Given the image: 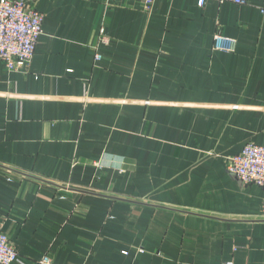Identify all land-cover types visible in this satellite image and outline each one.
I'll return each instance as SVG.
<instances>
[{"label": "crops", "instance_id": "crops-1", "mask_svg": "<svg viewBox=\"0 0 264 264\" xmlns=\"http://www.w3.org/2000/svg\"><path fill=\"white\" fill-rule=\"evenodd\" d=\"M248 2L37 0L30 72L0 62L14 264H264V189L227 169L264 146V0Z\"/></svg>", "mask_w": 264, "mask_h": 264}, {"label": "built area", "instance_id": "built-area-1", "mask_svg": "<svg viewBox=\"0 0 264 264\" xmlns=\"http://www.w3.org/2000/svg\"><path fill=\"white\" fill-rule=\"evenodd\" d=\"M207 1L199 0V5L203 7ZM216 1L220 4L229 2L239 6L249 4L248 0ZM154 3L155 0H145V8L150 11ZM36 4L37 0H0V62L9 72H30L39 40L44 32L45 16L37 10ZM102 39L108 41L105 34ZM236 44V40L221 33L215 36L217 51L233 52ZM96 59L101 60L102 57L96 55ZM227 169L246 185H256L264 189V146L253 143L246 145L239 155L229 159ZM261 216L264 219V209ZM19 258L10 237L0 232V264H14ZM40 264L52 262L49 257H44Z\"/></svg>", "mask_w": 264, "mask_h": 264}]
</instances>
